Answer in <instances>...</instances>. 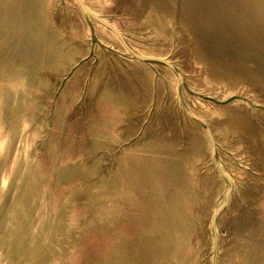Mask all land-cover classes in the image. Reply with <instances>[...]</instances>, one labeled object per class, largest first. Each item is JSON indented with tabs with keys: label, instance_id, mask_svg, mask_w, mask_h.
I'll list each match as a JSON object with an SVG mask.
<instances>
[{
	"label": "rangeland",
	"instance_id": "obj_1",
	"mask_svg": "<svg viewBox=\"0 0 264 264\" xmlns=\"http://www.w3.org/2000/svg\"><path fill=\"white\" fill-rule=\"evenodd\" d=\"M44 1L28 3L44 10L48 34L42 23H32L31 33L39 30L49 41L36 43L31 33L28 39L37 53L44 48L50 57L39 56L18 76L0 73V85L11 90V102L0 113V207L11 183V204L0 217V264H109L106 237L112 189L116 199L125 201L126 210L139 209L135 200L140 195L134 193L138 198L133 204L132 198L125 200L123 187L128 178L139 181L141 175L140 181H145L146 171L159 166L158 157L165 158L168 170L175 166L185 173L180 185L189 213L180 234L170 238L178 245L176 264H210L209 221L222 203L226 184L211 164L202 129L178 109L175 77L161 66H155V77L149 68L127 59L124 69L113 55L90 45L87 27L72 0ZM85 1L137 50L174 62L191 90L216 99L242 94L264 105V77L257 73L264 74L263 63L249 64L248 58H242L244 53L229 49L225 37L224 42L217 41L220 29L240 20L233 10L222 7L221 0L195 1L213 5L220 14L222 24L211 25L200 15L194 20L190 12L186 14L183 7L188 0ZM21 11L28 13L27 6L21 5ZM95 27L103 44L124 52L112 34ZM22 29L29 31L26 26ZM91 47L94 56L62 83ZM254 51L249 50L247 57H254ZM262 53L257 55L260 62H264ZM113 62L127 82L124 71H132L143 93L141 97L131 84L138 105L126 96L131 92L125 84L119 86L122 81ZM117 90L125 97L113 103L109 93ZM185 99L211 124L220 161L234 183L229 207L218 221L219 264H244L240 255L256 259L262 254L256 246L264 245L258 237L264 233V209L257 210L264 205V112L240 101L218 106L187 94ZM233 114H245L262 130L259 143L235 128ZM19 226L23 231L14 235ZM93 244L96 251L83 258L84 246L91 250ZM246 261L253 263L251 258Z\"/></svg>",
	"mask_w": 264,
	"mask_h": 264
},
{
	"label": "water",
	"instance_id": "obj_2",
	"mask_svg": "<svg viewBox=\"0 0 264 264\" xmlns=\"http://www.w3.org/2000/svg\"><path fill=\"white\" fill-rule=\"evenodd\" d=\"M29 1L34 4H40L41 2V0ZM72 1L87 27L90 45H97L99 48L103 49L104 52L106 51L107 55H113L118 61L117 63L124 69H126V63L123 59H127L149 68L155 77V66H161L168 69L175 77V96L178 109L186 120L202 129L209 147L211 164L218 176L226 184L222 203L213 211L209 221L210 264H219L218 221L229 207L234 183L220 161L217 151V143L211 130V126L203 117L194 113L190 109L186 102L185 94L218 106H225L233 101H240L253 110H261L264 112V105L256 103L242 94H234L225 99H216L191 90L185 82L183 73L174 62L164 56L140 52L129 42L117 26L107 20L103 14L89 6L85 0ZM195 1L196 0H189L187 6L183 7L186 14L190 12V16H192L194 20L197 19L196 16L200 15V20L204 22L206 19L205 23L207 21L210 25L218 23L222 24L221 22H223V19L211 18L216 14L213 5H209V3L200 4V2ZM221 1V4H225L222 7L225 9L227 8L229 11L233 10L236 13V17L240 19V23L237 22L236 25H233L235 26L234 28L228 23L230 26L229 28L225 27L222 30L220 29V31L223 32H221L222 34H219L220 36L217 38V41L220 40L222 43L224 42L223 38L225 37L229 41L225 43L227 46L230 45L228 46L229 49L234 48V51L240 55L244 53L246 56L244 57L242 55V58H248L249 64H253V66L256 67H260L259 64L261 65L262 63L264 65L263 60L260 62L257 57V55L260 56V53L264 51V0H250V3H243V0ZM44 2L48 3L50 1L45 0ZM21 5L23 7L25 5L27 6L28 13L22 14ZM43 11L44 10L41 7H38V9L31 7L28 0H0V73L5 75L17 74L18 76V73L22 72L20 70H26V68L33 66L35 59L39 56L43 59L50 57V54H46L44 48L42 49V52L40 51L41 54L37 53L33 47H31L32 44H30V39H28V34L31 33V29H35L32 26V23L38 25H41L42 23V26H47L45 32L48 34L49 25H46V21L43 18ZM54 12L55 9L53 14ZM95 25L102 27L105 31L112 34L117 39L124 52L116 51L103 44L102 41L97 38ZM23 26H26L29 31L23 30ZM222 27H224V23ZM38 31L36 30V32L31 33L33 35L31 36L32 41H36V43L39 41L42 45L43 41H46L47 43L49 41L47 36H45V34L43 36L40 34L42 32ZM249 50H251V52H253V50L256 51L253 53L255 54L254 57H247V54H250ZM227 51L231 56H235L232 53V50ZM262 54L264 55V53ZM92 56H94L93 47L89 48L86 56L80 58L70 67V74L68 73L62 79V83H64L67 77L71 76L79 66ZM19 62H22L23 66H20ZM113 65L117 71L115 75L118 76L117 78H119V81H122L119 83V86L123 87L125 84L124 89L131 92L129 94L126 93V96L131 99V102L133 101L134 105H138V93H136L131 87V84L132 86H135L137 90L140 89L137 81L132 76V71H124V73L129 76V81L127 82L126 77L118 70L117 65L114 62ZM257 73L262 78L264 77L262 72ZM110 77L113 81H116L112 74ZM116 85L118 86V82L115 83V86ZM0 87L2 90L0 92V113L1 111L2 113H5L7 109L6 107L11 102V90L8 87L5 88L1 85ZM140 91L142 93V90ZM140 96L142 97L143 93L140 94ZM145 96L146 95H144V97ZM109 97L113 98V103H115L117 102L116 100L123 99L125 95L123 94V91L122 93H119L117 90L112 92V94L110 92ZM158 162L159 166L156 167V169H148V171H146V174L144 175V178H146L145 181H140L141 175L139 176V181H137L135 177L131 178V180L128 178L126 185L123 187V190H125V200L129 198H138L134 195L135 192L140 195L139 199L135 200L137 201L136 205H138L136 208L139 209L135 211H133V209L131 211L126 210V206L123 207L125 201L123 200L121 203L116 199V191L112 189V191H114L113 199L111 200L113 204L110 203L108 207V232L106 237V243L108 244L106 251L109 252V264H176L178 258H176L175 252L178 245L175 240V247V244L170 241V238L171 236L174 237L176 234H180L179 231L185 226L189 213V206L187 205L188 201L182 197V189L180 185L181 179L185 173H183L181 168H174L175 166L169 170L165 168L166 165L164 164L166 161L164 157H158ZM150 178L152 180L148 183ZM10 185L0 207V217L6 213L11 204L10 200H8L11 189ZM262 202H264V198L262 199ZM134 203L133 199V204ZM263 206L264 205L259 204L257 210L264 209ZM19 230L23 231V227L19 226L14 235L18 234ZM72 234L73 233L69 236V241L71 243L74 242ZM258 237L261 243H264V233H259ZM87 245L90 246V244ZM87 245L84 246L82 252L83 258L85 259L88 258L89 254L92 255V252L97 249L94 247V244L92 245L91 250ZM256 248L261 251V256L259 255V257L255 259L244 253V255H240L244 264H249V262L246 261L249 258H251V261L253 260L252 264H264V245L256 246Z\"/></svg>",
	"mask_w": 264,
	"mask_h": 264
},
{
	"label": "bare ground",
	"instance_id": "obj_3",
	"mask_svg": "<svg viewBox=\"0 0 264 264\" xmlns=\"http://www.w3.org/2000/svg\"><path fill=\"white\" fill-rule=\"evenodd\" d=\"M189 1V0H188ZM169 2V0H168ZM170 3V2H169ZM172 5V4H171ZM173 7L174 4H173ZM146 9V8H145ZM182 9V8H181ZM172 14V13H171ZM170 15V14H169ZM182 15V14H181ZM163 16V15H162ZM186 16V15H185ZM145 17V16H144ZM181 17V16H179ZM178 18V17H177ZM211 18H221L220 14L216 13L213 17ZM169 20V19H168ZM185 20V19H184ZM186 21V20H185ZM178 22V21H177ZM188 27V26H186ZM163 34V33H162ZM160 34H158L159 36ZM201 47V46H200ZM203 47V46H202ZM207 48V47H205ZM204 48V49H205ZM208 49V48H207ZM206 49V50H207ZM214 50V49H213ZM207 52V51H206ZM213 53V52H212ZM215 53V52H214ZM195 54V53H194ZM218 54V53H217ZM214 55V54H213ZM212 56V55H211ZM215 58V57H214ZM218 58V57H217ZM220 59H221V55H220ZM223 61V60H222ZM230 63V62H229ZM238 65V64H237ZM221 66V65H220ZM136 67V66H135ZM135 73V72H134ZM143 73V72H142ZM141 74V73H140ZM145 78V77H144ZM146 80V79H145ZM249 108V107H248ZM164 110V109H163ZM258 112V111H257ZM252 114V113H251ZM234 115V114H233ZM261 116V115H260ZM227 119V118H226ZM232 124L235 125V128L239 129L240 131L244 132L245 134H247L248 136H250V138L252 140H256L258 143L260 142V139L262 138V136L259 134L260 132L259 131H262V130H257L258 128H255L254 127V124L252 123H249L248 122V117L245 115V114H237V115H234L232 118H230ZM260 120V119H259ZM211 125V124H210ZM212 128V127H211ZM247 138V137H246ZM257 146V145H256ZM255 146V147H256ZM258 148V146H257ZM260 148V147H259Z\"/></svg>",
	"mask_w": 264,
	"mask_h": 264
}]
</instances>
